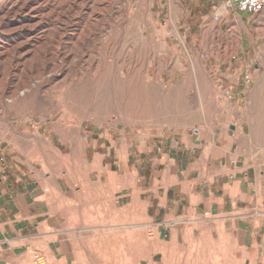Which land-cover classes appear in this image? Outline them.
Listing matches in <instances>:
<instances>
[{"label": "crops", "instance_id": "obj_1", "mask_svg": "<svg viewBox=\"0 0 264 264\" xmlns=\"http://www.w3.org/2000/svg\"><path fill=\"white\" fill-rule=\"evenodd\" d=\"M220 4L201 0L187 16L174 0L164 2L162 47L179 36L192 52L191 42L210 40L227 54L239 51V16L250 20L253 36L262 30L264 14L226 7L213 18ZM221 62L202 78L183 72L201 87L189 82L173 92L199 96L184 108L201 112L194 121L175 113L153 124L119 119L103 129L95 122L84 135L63 136L65 150L56 147L53 156L11 162L0 182V264H34V252L44 264H92L96 247L106 248L111 264L182 255L194 264H264V126L252 113L254 85L243 92L231 65L221 78L235 84L234 95H220L212 69Z\"/></svg>", "mask_w": 264, "mask_h": 264}, {"label": "rangeland", "instance_id": "obj_2", "mask_svg": "<svg viewBox=\"0 0 264 264\" xmlns=\"http://www.w3.org/2000/svg\"><path fill=\"white\" fill-rule=\"evenodd\" d=\"M166 1L94 0L89 8H84L76 0L6 1L0 11V92L9 83L11 74L17 76L14 85L18 80L23 83L32 80L31 84L37 83L38 78L49 81L54 68H61L62 73L46 86L45 102L39 101L34 91L22 101L10 103V115L0 110V182L5 180L12 163H36L46 154L53 156L56 147L65 150L58 143L63 136L71 138L75 130L84 135L95 122L103 129L119 119L133 124H153L161 118L169 121L175 113L178 114V121H194L201 112L184 108L197 106L199 96L175 95L173 92L176 87L183 90V84L189 82V87H201L200 80L197 84L192 75L190 80H185L182 73L196 71L202 78L209 66L212 68L213 63L220 60L221 64L212 69L219 78L213 79V82L220 95L231 97L225 95L230 86L234 95L235 84L221 78L231 65L239 71L243 92L254 85L250 101L256 110L252 113L264 126V26L253 36L250 20L239 16L241 30L236 39L239 51L227 54L222 49L216 51L210 40L204 45L191 42L194 47L192 52L189 41L182 44L179 36L167 38L168 48L164 49L160 30L166 20L164 9L160 6ZM174 2L187 16L191 7L201 8V0ZM221 9L227 11L220 4L212 11L213 18L215 15L219 20L222 18L220 15L224 11ZM196 16H199L197 12ZM183 22L188 20L183 19ZM38 23L44 28H36ZM23 24L28 28L23 29ZM27 30H38L41 37L33 41L31 36L28 37L31 54L15 72L12 71L16 63L14 47L20 41L22 31ZM180 32L185 33L182 29ZM54 33L60 36L59 40H54ZM216 39L214 36V41ZM46 46L49 48L48 56L43 54ZM52 47H58L55 55L52 54ZM202 48L210 55H202ZM86 60L88 63H85ZM45 62L49 65L46 69L43 67ZM91 65L93 69L89 70ZM246 73L250 76L248 84L242 81ZM86 85L94 89L92 97L82 95ZM22 92L26 90L21 85L19 94ZM8 98L9 95L4 101ZM176 108L178 110H174ZM93 250L97 253L91 256L92 264H111L108 262L110 256L104 254L105 247ZM189 257L182 255L172 262L166 256L156 263L194 264L187 262ZM214 262L217 264L216 260Z\"/></svg>", "mask_w": 264, "mask_h": 264}, {"label": "bare ground", "instance_id": "obj_3", "mask_svg": "<svg viewBox=\"0 0 264 264\" xmlns=\"http://www.w3.org/2000/svg\"><path fill=\"white\" fill-rule=\"evenodd\" d=\"M103 1L104 0H102V2ZM93 2H94V0H76V3H80L84 8H89L90 4H92ZM98 3H99V1H98ZM113 9H114V7H113ZM35 25H36V28H40V30L44 28L43 26L40 25V23L35 24ZM22 28L25 29V28H28V26L25 24ZM40 33L41 32L38 31V30H34L33 32H29L28 30L27 31H22V33H21L22 36L20 35V37H19L20 41L18 43H16L15 47H14L13 57H15L16 63L14 65V68L12 69V71L17 72L19 67H20V65H21V63H22V61L25 58H28L30 56V54H31L30 45H29L31 40L29 41L28 37L31 36L32 37V41L35 40V39L40 40L39 39L41 37ZM54 37H55L54 40H59L60 39V36L58 34H56V33H54ZM26 38H28V39H26ZM48 50H49V48H47V46L43 48V54L45 56L49 55V51ZM52 50H53L52 54L55 55V52L56 53L58 52V47H52ZM81 62H82V60H80L79 64ZM85 63H88V60H86ZM48 66L49 65H48L47 62H45L43 64V67L45 69ZM92 69H93V65L90 66L89 70H92ZM51 72H52V74H51V77H50L49 81L47 79L46 80H42V79L38 78L37 83H34V84H31L32 80H30L28 82H25V83H23V82L18 80V81H16V83L14 85H12L15 82V79H16L17 76H15V75L12 76V74H11V78H10L9 83L7 82L2 87L1 92H0V110L3 113H5L6 115H10V113H9L10 112L9 109H11V108H9L10 107V103L14 102L16 104L18 101H22L23 99L27 98L29 95H32L34 91H36V93H37L36 97L39 99V101L45 102L44 99H45L46 93H47V91L45 90L46 86H48V84H50L51 82L57 80L58 75L62 73V69L61 68H54V69H52ZM104 77H105V75H104ZM89 78H92V77H89ZM21 85L25 88L26 92H22V93L19 94V88H20ZM89 86H91V85H89ZM89 86L86 85L85 90H83V92H82V95L83 96H87V98H88L89 95L92 97V95H93L92 91L94 90L92 87L88 88ZM7 95H9V98L7 99V101H4V98Z\"/></svg>", "mask_w": 264, "mask_h": 264}, {"label": "built area", "instance_id": "obj_4", "mask_svg": "<svg viewBox=\"0 0 264 264\" xmlns=\"http://www.w3.org/2000/svg\"><path fill=\"white\" fill-rule=\"evenodd\" d=\"M7 0H0V11L3 9ZM225 7H232L238 12L246 13L249 15H260L264 14V0H222ZM215 19L218 18L217 15L214 16ZM234 58V56H232ZM243 83H250V76L246 73L243 76ZM232 87L225 91V95L232 96ZM33 260L35 264H44L42 257L36 252L33 253Z\"/></svg>", "mask_w": 264, "mask_h": 264}]
</instances>
